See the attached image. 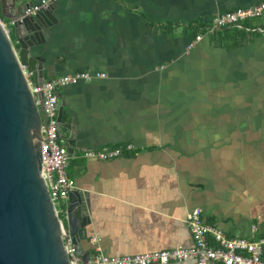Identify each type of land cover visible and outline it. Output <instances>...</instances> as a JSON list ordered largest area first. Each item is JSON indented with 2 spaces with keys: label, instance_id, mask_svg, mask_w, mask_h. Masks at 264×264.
Returning <instances> with one entry per match:
<instances>
[{
  "label": "crops",
  "instance_id": "1",
  "mask_svg": "<svg viewBox=\"0 0 264 264\" xmlns=\"http://www.w3.org/2000/svg\"><path fill=\"white\" fill-rule=\"evenodd\" d=\"M259 1L51 4L43 81L106 75L57 90L79 139L66 173L91 203L87 257L191 247L194 208L227 237L264 235V14L247 34L222 30L188 49L216 15ZM124 144L133 151L116 159L86 156Z\"/></svg>",
  "mask_w": 264,
  "mask_h": 264
},
{
  "label": "water",
  "instance_id": "2",
  "mask_svg": "<svg viewBox=\"0 0 264 264\" xmlns=\"http://www.w3.org/2000/svg\"><path fill=\"white\" fill-rule=\"evenodd\" d=\"M27 0H0V264H70L69 241L85 261L82 242L90 243L89 196L73 187L57 213L41 175L42 97L34 86L44 80L41 55L47 31L55 24L53 6L30 15ZM57 110V137L69 155L78 149V135L62 122V96ZM69 135H62V129Z\"/></svg>",
  "mask_w": 264,
  "mask_h": 264
},
{
  "label": "built area",
  "instance_id": "3",
  "mask_svg": "<svg viewBox=\"0 0 264 264\" xmlns=\"http://www.w3.org/2000/svg\"><path fill=\"white\" fill-rule=\"evenodd\" d=\"M58 0H40L25 11L30 15L56 3ZM264 14V0L246 7L236 8L216 15L209 24L200 29L188 49L204 37L215 36L224 29L239 27L242 23L259 19ZM34 96L42 97V113L45 118V126H42V170L51 199L61 215L59 205L67 199L70 190L74 187V181L67 175L66 167L69 162L67 147L62 139L57 137V110L58 98L56 91L69 85L80 82H91L95 79H104L106 75L100 72L78 71L72 74L62 75L43 81L34 86L29 82V74L24 73ZM132 144L120 146H104L99 151H89L88 157H96L102 161L116 159L122 156L123 151L131 152ZM193 244L191 247H177L158 252H147L135 255L108 256L95 247L94 252L85 261L76 254L74 246L67 241L66 254L70 264H171L193 260L195 264H264V235L252 239L230 238L221 230L205 223L202 210L194 208L187 218ZM256 226L252 227V232Z\"/></svg>",
  "mask_w": 264,
  "mask_h": 264
},
{
  "label": "trees",
  "instance_id": "4",
  "mask_svg": "<svg viewBox=\"0 0 264 264\" xmlns=\"http://www.w3.org/2000/svg\"><path fill=\"white\" fill-rule=\"evenodd\" d=\"M249 23H250L249 21L248 22H244V23L241 24V27H240L242 29L234 28V29H232V31L235 32L238 36H241V34L244 35V33H246L247 30L249 29V26H250ZM224 30H230V29H224Z\"/></svg>",
  "mask_w": 264,
  "mask_h": 264
},
{
  "label": "rangeland",
  "instance_id": "5",
  "mask_svg": "<svg viewBox=\"0 0 264 264\" xmlns=\"http://www.w3.org/2000/svg\"><path fill=\"white\" fill-rule=\"evenodd\" d=\"M61 216V215H60Z\"/></svg>",
  "mask_w": 264,
  "mask_h": 264
}]
</instances>
